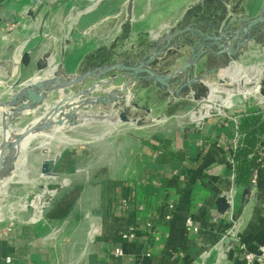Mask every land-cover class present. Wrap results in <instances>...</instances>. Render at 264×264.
I'll return each instance as SVG.
<instances>
[{
	"label": "crops",
	"instance_id": "obj_1",
	"mask_svg": "<svg viewBox=\"0 0 264 264\" xmlns=\"http://www.w3.org/2000/svg\"><path fill=\"white\" fill-rule=\"evenodd\" d=\"M202 1L0 0V98L32 77L49 76L52 67L38 74L51 62L53 69L76 74L98 65L95 59L120 61L144 53L155 37L177 26ZM262 4L264 0H241L237 12L253 17ZM260 48L250 45L237 62ZM208 65L201 60L191 73ZM130 100L160 115L169 104L192 98L167 97L141 81L131 87ZM85 112L107 115L104 133L78 139L53 166L58 175L82 186L78 199L86 220L66 244L70 250L73 244L74 251L57 252L47 244L43 227L48 223L33 220L27 227L0 226V264H245L228 245L215 247L231 224L229 193L241 241L252 252L264 243V99H234L200 126L117 124L114 112L83 109L80 118ZM79 124L74 128H82ZM187 218L195 231L186 229ZM123 231L134 237L122 239Z\"/></svg>",
	"mask_w": 264,
	"mask_h": 264
},
{
	"label": "water",
	"instance_id": "obj_2",
	"mask_svg": "<svg viewBox=\"0 0 264 264\" xmlns=\"http://www.w3.org/2000/svg\"><path fill=\"white\" fill-rule=\"evenodd\" d=\"M240 1L227 6L232 0H203L186 11L177 26L155 37L144 53H131L120 61L102 60L76 74L56 67L49 76L32 77L8 97L0 98V184L13 174L27 140L29 143L48 129L78 126L83 109L114 112L117 124L150 122L151 109L130 100L131 87L141 81L154 84L167 97L208 100V79L213 74L223 82L220 73L236 64L247 47L264 46V4L257 15L247 17L237 12ZM214 3L218 6L213 7ZM184 55V61L171 69ZM201 60L208 62V68L193 75L191 69ZM117 81L121 83L114 85ZM96 92L101 93L94 95ZM54 95L57 97L50 102ZM132 107L143 113L129 112ZM26 114L33 119L16 127L13 120ZM54 163L55 159L52 164L44 160L41 175L51 173Z\"/></svg>",
	"mask_w": 264,
	"mask_h": 264
},
{
	"label": "rangeland",
	"instance_id": "obj_3",
	"mask_svg": "<svg viewBox=\"0 0 264 264\" xmlns=\"http://www.w3.org/2000/svg\"><path fill=\"white\" fill-rule=\"evenodd\" d=\"M259 46L261 50L255 56L237 63L243 66L255 65L264 69V46ZM93 62L98 64L101 61L95 59ZM53 66L54 63L51 62L50 66L41 70L38 76L46 73L51 67L53 69ZM52 69L48 72H52ZM83 70H86V68ZM210 78L208 82L212 86L225 87L227 90L235 89L233 85L225 86L220 84L221 82L218 81L217 75L215 74L212 75V78H214L212 81H210ZM262 78H264V70H262L261 77V91H264V79ZM249 85L251 86L252 84ZM221 94L225 95L224 92H221ZM255 97L257 96L252 95L247 98L254 99ZM239 98L243 99L241 95L236 96L234 99ZM54 99L52 98V100ZM200 107L199 100L185 101L181 104L171 103L168 107H164L160 111V115L151 114V117H148L147 120L150 122H159L161 125L179 122L190 123V112L198 111ZM32 119L33 115L26 114L14 123H17L16 127L22 128ZM95 120L98 121V124L102 125L100 128L96 127L98 124H96ZM79 121L78 124L80 123L79 126H82V128L57 127L53 132L48 129L43 132L42 136L31 140L27 144L26 152L25 150L21 152L24 155L22 157L19 156L15 164V170H23L27 181L10 182L5 188V194H0V226L4 227L5 230H9L11 228L27 227L31 225V221L33 220L36 224L47 222L48 224H44L43 227L44 232L48 231L45 235L49 238H47V244H51L59 253L74 251V248H72L73 244H71V250L66 244L72 242V236L76 234L77 227L81 222L86 220V216L80 210L81 201L78 199L71 211L61 221H49L45 218V214L52 204L65 192L78 184L74 180H71L73 177L69 178L68 176L58 175L54 169L47 176H42L40 168L44 160H49L52 164L54 159L57 161L60 155L73 149L78 139L84 136L90 137L104 133L105 125L109 124L105 113L93 116L90 112H85ZM37 196H40V203L42 204L41 213L37 212L31 204ZM91 231L92 229H89L87 234V237L89 236L88 241L92 238ZM60 242H62V246L59 248L58 245ZM55 245L57 246L55 247Z\"/></svg>",
	"mask_w": 264,
	"mask_h": 264
},
{
	"label": "bare ground",
	"instance_id": "obj_4",
	"mask_svg": "<svg viewBox=\"0 0 264 264\" xmlns=\"http://www.w3.org/2000/svg\"><path fill=\"white\" fill-rule=\"evenodd\" d=\"M262 70L264 69H262L261 67H257L255 65L243 66L238 63L232 65L227 70H223L220 73V77L223 79V81H227L228 83L235 86V89L227 90L225 87L223 88L221 86L219 87V86L209 85L210 93L209 96L207 97L209 99V103H206L202 106L199 114L191 112L190 118L192 120H197L201 118L205 113H207L208 110L211 108L219 110L223 106H229L232 104L236 96H240V95L257 96L261 92ZM249 84L252 85L250 86ZM221 92H224L225 95H222ZM27 142L28 140L22 146L21 149L22 152L23 150H25L26 152V148L28 147ZM23 155H24L23 153L20 154V157H22ZM14 172L15 173H13L9 178H7V180L3 181L0 184V194L2 195L5 194V188L10 182L27 181V179L24 176L25 173L23 172V170L22 171L14 170ZM31 204L34 206L37 212L41 213L42 204L40 203V196H37Z\"/></svg>",
	"mask_w": 264,
	"mask_h": 264
},
{
	"label": "built area",
	"instance_id": "obj_5",
	"mask_svg": "<svg viewBox=\"0 0 264 264\" xmlns=\"http://www.w3.org/2000/svg\"><path fill=\"white\" fill-rule=\"evenodd\" d=\"M247 97L248 96H242L243 99H246ZM255 98L256 99H264V91H261L257 95V97H255ZM206 103H209V99L200 101L201 107L199 108V110L198 111H191V112L199 114L200 109ZM213 110H216V109H212V108L209 109L208 112L205 113L201 118H199L197 120L191 119L190 123L194 124L195 126H200L206 117H209L213 114ZM189 116H190V114H189ZM227 198H228V203H229V207H230L228 216L230 218L231 224L224 231V233L221 235V237L219 238V241L216 243L215 247H222L223 245L226 244V245H228V247L230 249L234 250L235 253H238L241 255L245 264H264V243L259 245L258 250L256 252L249 251L246 248L245 244L240 239L239 227H238L237 221L235 219V215L232 211V199H233L232 194L229 193ZM165 219L166 220L170 219V214H167L165 216ZM185 226H186V229L189 231H195L196 230V228L193 226V223H192L190 218L186 219ZM120 236L122 239H130V238L134 237V233L132 231H123L120 234ZM114 254L116 256H121L122 250L120 248H115ZM5 261L8 263L11 262V258L6 257Z\"/></svg>",
	"mask_w": 264,
	"mask_h": 264
},
{
	"label": "trees",
	"instance_id": "obj_6",
	"mask_svg": "<svg viewBox=\"0 0 264 264\" xmlns=\"http://www.w3.org/2000/svg\"><path fill=\"white\" fill-rule=\"evenodd\" d=\"M81 191V185L73 186L52 204L47 210L45 218L49 221H61L64 219L77 202Z\"/></svg>",
	"mask_w": 264,
	"mask_h": 264
}]
</instances>
